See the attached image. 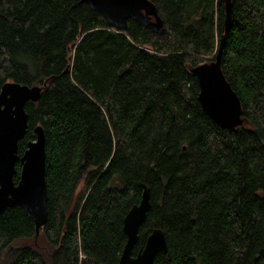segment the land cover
I'll list each match as a JSON object with an SVG mask.
<instances>
[{"label": "trees", "instance_id": "trees-1", "mask_svg": "<svg viewBox=\"0 0 264 264\" xmlns=\"http://www.w3.org/2000/svg\"><path fill=\"white\" fill-rule=\"evenodd\" d=\"M163 29L109 24L82 0H0V88L42 86L28 129L45 134L48 221L0 214V264H117L123 218L144 184L153 264H264V0H232L221 70L244 123L202 110L190 68L214 60L220 0H150ZM21 164H15L17 183Z\"/></svg>", "mask_w": 264, "mask_h": 264}, {"label": "water", "instance_id": "water-1", "mask_svg": "<svg viewBox=\"0 0 264 264\" xmlns=\"http://www.w3.org/2000/svg\"><path fill=\"white\" fill-rule=\"evenodd\" d=\"M99 12L115 28L126 30L128 21L159 33L163 22L157 8L150 0H82ZM223 10L222 34L215 58L211 62L190 68L197 78L198 102L202 110L221 128H236L244 123L241 104L221 70V56L226 36L233 24L232 0L219 1ZM42 86L5 82L0 88V214L11 208H22L32 218L35 235L48 221L47 189L45 182V134L41 126L31 130L32 140L27 141L21 156L18 142L28 129L25 104L36 102ZM21 170L14 182L15 164ZM138 204L133 205L123 218L126 241L117 264H153L156 255L166 249L164 232L154 228L146 237L144 246L133 255L138 231L151 207L150 190L144 184Z\"/></svg>", "mask_w": 264, "mask_h": 264}]
</instances>
